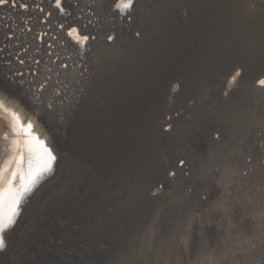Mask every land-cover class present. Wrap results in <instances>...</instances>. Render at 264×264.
I'll return each instance as SVG.
<instances>
[{
	"label": "rangeland",
	"instance_id": "374dc122",
	"mask_svg": "<svg viewBox=\"0 0 264 264\" xmlns=\"http://www.w3.org/2000/svg\"><path fill=\"white\" fill-rule=\"evenodd\" d=\"M132 29L61 107L0 66L2 101L59 156L0 264H264V0H139Z\"/></svg>",
	"mask_w": 264,
	"mask_h": 264
},
{
	"label": "built area",
	"instance_id": "2783aa9c",
	"mask_svg": "<svg viewBox=\"0 0 264 264\" xmlns=\"http://www.w3.org/2000/svg\"><path fill=\"white\" fill-rule=\"evenodd\" d=\"M138 1L128 9L127 0H60V7L57 0L0 3V66L22 86L41 79L39 88L33 86L34 99L56 83L60 91L51 103L61 107L69 87L90 75L98 44L113 46L122 34L140 38L132 29Z\"/></svg>",
	"mask_w": 264,
	"mask_h": 264
},
{
	"label": "bare ground",
	"instance_id": "6f19581e",
	"mask_svg": "<svg viewBox=\"0 0 264 264\" xmlns=\"http://www.w3.org/2000/svg\"><path fill=\"white\" fill-rule=\"evenodd\" d=\"M260 86L264 87V84ZM33 127L32 121L24 120L23 114L18 109L10 106L6 100L2 101L0 97V201H2L0 213H2V219L6 215L3 225L5 229H8L0 235L3 236L5 244L8 232L17 221L19 223L22 217L27 199L42 182L52 175L57 167L55 160L59 159V156H54L55 159L51 160L52 155L45 149L43 142L39 143L37 135L33 134ZM41 157L44 158L45 164L39 172L44 171V174L35 184L23 186L22 179L30 176L33 171L29 167L30 161H38ZM15 208L18 211L13 216Z\"/></svg>",
	"mask_w": 264,
	"mask_h": 264
},
{
	"label": "snow or ice",
	"instance_id": "6c2138e0",
	"mask_svg": "<svg viewBox=\"0 0 264 264\" xmlns=\"http://www.w3.org/2000/svg\"><path fill=\"white\" fill-rule=\"evenodd\" d=\"M7 2H8V0H0V3H7ZM14 2H15V0H13V3ZM131 5H132V0H127V2H125L123 4V7L125 9H128L131 7ZM21 6L27 7V5H21ZM57 7H60V0H57ZM83 39L87 40L88 37L85 36V37H83ZM261 84H264V81H261ZM29 127H31V125H29ZM54 159H55V157H51V160H54ZM51 160L49 161V164L51 163ZM0 203H2V201H0ZM9 223H11V221H9ZM5 231H6V229H5L3 222H2V213H0V233H3ZM4 246H5V240H4L3 236L0 235V248H2Z\"/></svg>",
	"mask_w": 264,
	"mask_h": 264
}]
</instances>
